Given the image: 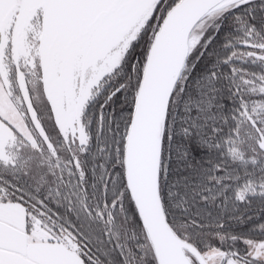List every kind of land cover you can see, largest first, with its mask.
<instances>
[{
	"label": "snow or ice",
	"instance_id": "1",
	"mask_svg": "<svg viewBox=\"0 0 264 264\" xmlns=\"http://www.w3.org/2000/svg\"><path fill=\"white\" fill-rule=\"evenodd\" d=\"M0 264H264V0H0Z\"/></svg>",
	"mask_w": 264,
	"mask_h": 264
}]
</instances>
